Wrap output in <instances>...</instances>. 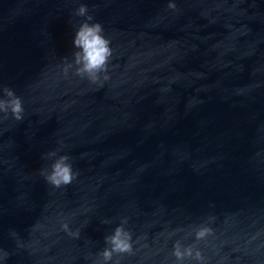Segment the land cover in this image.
<instances>
[{"label":"water","instance_id":"95a60500","mask_svg":"<svg viewBox=\"0 0 264 264\" xmlns=\"http://www.w3.org/2000/svg\"><path fill=\"white\" fill-rule=\"evenodd\" d=\"M81 5L107 81L75 75ZM4 87L24 113H0V264H104L124 219L110 264H264V0H0Z\"/></svg>","mask_w":264,"mask_h":264},{"label":"clouds","instance_id":"9594fccd","mask_svg":"<svg viewBox=\"0 0 264 264\" xmlns=\"http://www.w3.org/2000/svg\"><path fill=\"white\" fill-rule=\"evenodd\" d=\"M168 7L170 9H175L176 6L174 3H169ZM76 15L84 17L85 19L84 22L80 24L73 39V46L79 49V51L73 54L75 64L78 66L75 75L95 84L100 82L101 75L108 71L109 61L113 55L110 47V40L105 37L103 26L100 23H91L93 17L88 15V9L85 5H81L77 9ZM69 67H71V65L67 63V59L65 58L63 67L64 75H67ZM108 79L109 77L106 74L103 75L104 81ZM2 91L7 99H0V113H3L4 118L7 119V114L10 112L13 119L21 121L24 113L22 100L15 95L13 90L7 87H4ZM49 155H55V152H51ZM69 159L70 158L66 155L60 156L59 160L52 165L50 173H41L48 184L54 188H61L71 184L73 180L76 179L77 174L73 173ZM123 224H127L126 219L122 221L121 226L114 230L113 235L105 237V243L110 245V247H106L98 254L103 257L104 264H110L113 260L114 253L119 255L131 254L133 251L131 233L124 229ZM62 228L65 232H68L69 235L78 237V233L69 231L67 224H63ZM209 231L210 229L206 227L199 228L195 234V239L200 240ZM173 255L178 260L182 261L185 255H192V249L188 248L182 252L180 250V244L177 242L174 245ZM195 259L197 262L202 261L201 253L198 250L196 251Z\"/></svg>","mask_w":264,"mask_h":264}]
</instances>
